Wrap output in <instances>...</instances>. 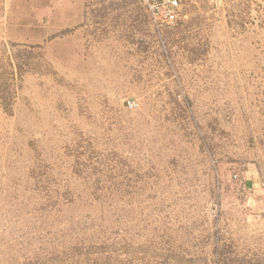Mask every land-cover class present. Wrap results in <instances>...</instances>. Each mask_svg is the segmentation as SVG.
<instances>
[{"label": "rangeland", "instance_id": "rangeland-1", "mask_svg": "<svg viewBox=\"0 0 264 264\" xmlns=\"http://www.w3.org/2000/svg\"><path fill=\"white\" fill-rule=\"evenodd\" d=\"M174 1L0 0V264H264V0Z\"/></svg>", "mask_w": 264, "mask_h": 264}, {"label": "built area", "instance_id": "built-area-1", "mask_svg": "<svg viewBox=\"0 0 264 264\" xmlns=\"http://www.w3.org/2000/svg\"><path fill=\"white\" fill-rule=\"evenodd\" d=\"M173 3H174V4H177V0H175ZM176 16H177V15H176V12H175L174 9H169V10H167V11L165 12V15H164L165 19H166L168 22H173V21H175ZM130 105H131V104H130Z\"/></svg>", "mask_w": 264, "mask_h": 264}]
</instances>
